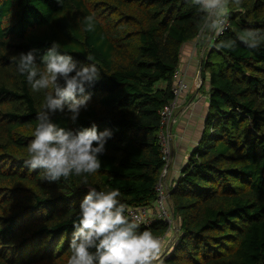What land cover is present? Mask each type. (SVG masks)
<instances>
[{
  "label": "trees",
  "instance_id": "trees-1",
  "mask_svg": "<svg viewBox=\"0 0 264 264\" xmlns=\"http://www.w3.org/2000/svg\"><path fill=\"white\" fill-rule=\"evenodd\" d=\"M228 7V28L213 32L201 64L203 130L169 189L180 224L164 264H264V43L249 49L237 39L244 29L264 35V0ZM89 15L93 31H85ZM204 23L191 0H0V264H67L89 187L118 189L127 208L153 205L165 166L160 112L174 98L181 49ZM227 39L234 50L215 47ZM53 42L78 67L95 63L101 78L77 94L90 100L75 122L67 104L52 122L113 134L97 173L50 182L24 165L44 93L31 90L10 58L36 49L39 64ZM145 229L160 239L168 233L158 220Z\"/></svg>",
  "mask_w": 264,
  "mask_h": 264
},
{
  "label": "clouds",
  "instance_id": "clouds-1",
  "mask_svg": "<svg viewBox=\"0 0 264 264\" xmlns=\"http://www.w3.org/2000/svg\"><path fill=\"white\" fill-rule=\"evenodd\" d=\"M199 12L204 13L203 28L223 34L229 17V0H191ZM240 5L242 0H232ZM85 31H93L95 16L85 17ZM237 39L249 49H259L264 43L260 29H244ZM217 49L234 50L236 40H220ZM36 49L21 52L10 59L17 71L26 76L31 90L44 93L41 109L36 116L33 139L27 146L28 158L24 165L31 171L41 170V179L67 180L71 175L97 173L101 168L99 156L105 151V143L112 131H98L93 124L89 128L73 131L58 127L51 116L64 111L65 104L73 122L81 109H87L90 95L83 94L101 78L95 63L77 66L72 55L62 53L61 45L53 42L36 62ZM91 61L92 57L87 56ZM63 81V84L60 81ZM95 145V146H94ZM87 184V179L84 180ZM118 189L110 191L89 187L79 204L73 220L71 255L67 264H164L163 243L151 230L140 231L137 219H129L127 205L117 198Z\"/></svg>",
  "mask_w": 264,
  "mask_h": 264
},
{
  "label": "crops",
  "instance_id": "crops-1",
  "mask_svg": "<svg viewBox=\"0 0 264 264\" xmlns=\"http://www.w3.org/2000/svg\"><path fill=\"white\" fill-rule=\"evenodd\" d=\"M213 38V32L204 28L195 41L186 43L181 49L177 72L189 85V91L179 97L177 101L179 104L175 110L176 120L172 127L171 139L174 159L170 163L165 179V184L169 189L174 187L175 181L180 177L182 168L192 149L197 146L203 130L207 110V88L204 92L201 90L199 92V88H196L194 83L199 78L200 63L213 46Z\"/></svg>",
  "mask_w": 264,
  "mask_h": 264
},
{
  "label": "built area",
  "instance_id": "built-area-1",
  "mask_svg": "<svg viewBox=\"0 0 264 264\" xmlns=\"http://www.w3.org/2000/svg\"><path fill=\"white\" fill-rule=\"evenodd\" d=\"M228 28V23L225 26V30ZM224 30V31H225ZM215 38L218 37L215 33ZM195 86V85H194ZM196 88H199L196 87ZM189 91V85L184 82L183 79H178V72L175 74V83L172 88L173 100L160 112V132L159 139L162 147V154L164 156L165 166L163 168L160 180L155 186L157 193V198L151 207H141L138 209L127 208L126 215L129 216V219L135 217L140 226L148 227L156 220L162 221L168 225V233L173 230L176 234L178 233V228L180 224V219L175 218L172 213V209L169 206V187L166 186L164 178L167 174V169L171 163L169 157L170 151V140H168L166 134L168 132L169 124L172 122L173 110L176 106V103L179 97L184 93ZM166 133V134H165ZM168 211V213H166ZM177 229V230H176ZM162 240V239H161Z\"/></svg>",
  "mask_w": 264,
  "mask_h": 264
},
{
  "label": "rangeland",
  "instance_id": "rangeland-1",
  "mask_svg": "<svg viewBox=\"0 0 264 264\" xmlns=\"http://www.w3.org/2000/svg\"><path fill=\"white\" fill-rule=\"evenodd\" d=\"M201 33V32H200ZM200 33H199V35H200ZM198 35V36H199ZM198 36H197V38H198ZM196 38V39H197ZM195 41V40H194ZM201 64H202V62L200 63V70H198V76H199V78H198V80L194 83V85H195V87H198V86H200L201 84H202V82H201V77H200V72H201ZM178 79L180 80V79H183V77L181 76V75H179L178 74ZM179 104V103H178ZM178 104L176 103V106H175V108H174V110H173V115H172V122L169 124V127H168V132H167V134H166V136H167V138H168V140H170V144H171V147H170V151H169V157H170V160H171V162H172V160L174 159V150H173V146H172V143H171V139H172V127H173V125L175 124V110H176V108L178 107ZM189 157V156H188ZM169 167H170V164H169V166H168V169H169ZM168 169H167V172H168ZM167 175V174H166ZM165 179H166V177L164 178V181H165ZM169 206H170V203H169ZM166 213H168V211L166 212ZM177 230V229H176ZM178 231V230H177ZM174 231L173 230H171V232H169V233H167L166 235H164L162 238V243H163V255H164V253L166 252V251H170L171 250V247H172V245L174 244L173 242L177 239V236H178V234L176 233L175 234V237L173 238V235H174Z\"/></svg>",
  "mask_w": 264,
  "mask_h": 264
}]
</instances>
